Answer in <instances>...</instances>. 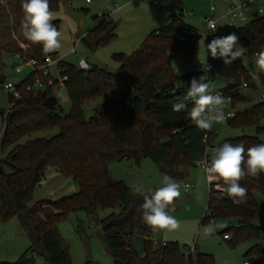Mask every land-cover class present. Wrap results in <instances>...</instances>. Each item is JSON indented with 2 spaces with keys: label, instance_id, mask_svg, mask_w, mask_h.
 <instances>
[{
  "label": "trees",
  "instance_id": "trees-1",
  "mask_svg": "<svg viewBox=\"0 0 264 264\" xmlns=\"http://www.w3.org/2000/svg\"><path fill=\"white\" fill-rule=\"evenodd\" d=\"M13 1L14 27L19 32L21 43L7 41L0 32V54H19L22 61L35 59L43 61L45 53L41 46L32 45L21 33L23 11L21 0ZM62 0H50L52 11L57 10ZM4 7L0 0V23ZM184 22L183 14L172 11L169 22L152 30L140 46L131 54L115 53L119 63L118 71L112 72L97 65L84 70L62 60L60 76L70 109L64 113L52 84L45 80L43 88L34 85L35 72L29 73L15 84L19 96L8 92L9 108L1 112L4 130L1 150H7L0 159V220L6 221L18 216L31 238V245L13 262L0 264H34L37 254L43 255L46 264H73L62 245L57 225L71 212L85 211L101 226L103 240L114 259V264H218L210 253L194 251L185 254L178 241L163 242L154 239V233L143 221L139 211L143 196L134 193L133 188L121 180H115L109 164L124 158L132 159L141 165L143 159L151 158L158 169L172 179H183L189 168L196 166L207 153L208 147H215L217 131H202L188 117L192 107L174 112L171 102L176 96H183L192 77L208 72L219 75L224 86L221 89L232 93V106L249 100L239 88L241 78L249 81V87L257 88V83L249 78L248 69L254 70L264 87V72L258 70L255 55L264 48V14L255 13L251 20L234 28L239 41L246 49L244 55L230 65L220 58L207 54V64L211 70L177 73L171 66L169 52L182 51L191 60L197 50L198 40L181 42L172 32ZM60 29V20L53 22ZM116 23L109 16L100 15L95 26L81 41L89 49L105 44L116 37ZM205 42V46L214 38ZM55 55V52L50 53ZM246 63V64H245ZM247 65V66H246ZM233 79V83H227ZM5 82V81H4ZM31 85V89L26 87ZM103 98L93 115L85 117L84 104ZM264 118V99L249 108L235 109L228 117L230 126L246 127L255 124L258 133H264L259 122ZM57 127L59 132L50 138H29L25 136L46 128ZM264 135V134H263ZM243 143L245 148L264 143V139L254 135L225 138L217 144ZM49 166L61 174L70 176L78 185V191L57 200L41 199L32 207L35 188L42 182ZM8 169V170H6ZM247 189L246 201L235 204L224 196H213L209 200L203 221L216 217L235 218L237 225L223 232L225 240L234 247L242 242L258 240L264 226H257L259 203L255 191L264 193V173L258 177H245L240 181ZM157 187L151 189L154 191ZM148 192V191H146ZM50 206L52 211L42 215L43 208ZM99 208H118L103 219L97 218ZM177 208V200L174 202ZM231 233V237L230 234ZM136 239L140 247L136 246ZM191 249V247L189 248ZM250 264H264V244L255 242L244 254ZM85 264H96L86 260Z\"/></svg>",
  "mask_w": 264,
  "mask_h": 264
},
{
  "label": "rangeland",
  "instance_id": "rangeland-1",
  "mask_svg": "<svg viewBox=\"0 0 264 264\" xmlns=\"http://www.w3.org/2000/svg\"><path fill=\"white\" fill-rule=\"evenodd\" d=\"M155 0H62L57 10H54V20H60L61 47L55 52L56 56H61L66 62L79 66V58H85L90 65L117 72L119 63L114 60L115 53L131 54L135 51L148 34L169 22V15L172 11L183 14V20L200 30L204 29L203 18L211 14V7L214 6L216 12L221 14L230 4L244 3L248 0H165V4H155ZM158 1V0H156ZM13 1L2 0L4 7L0 23V32L7 41H17L20 44L22 39L19 32L14 27ZM264 5V0H257L252 5L253 10ZM105 14L116 23V37L109 42L97 46L94 50L89 49L81 41L88 32L95 26L100 16L93 19L94 15ZM248 15L246 24L251 20ZM234 32V27L228 21L221 19L217 23V33L219 36H226ZM22 46L26 48V45ZM75 46V47H74ZM242 46L239 41V45ZM75 52H72V49ZM169 60L173 69L179 74L206 70L207 54L205 42L198 41L197 50L191 60L186 58L182 51L172 50L169 52ZM17 66L22 67L21 72H17ZM50 72L54 77L58 76L56 66H51ZM32 68L23 64V61L11 52L0 54V75L5 77V83L17 84L24 79ZM213 78L210 87L213 91L224 86L223 79L215 72H208ZM256 81V77H254ZM54 94L59 99L64 109V113L70 109V101L67 98L65 88L58 84L53 88ZM245 96L249 98L246 102H238L233 105L234 109L242 110L251 107L252 104L262 101L264 88L257 83V88L250 87L242 89ZM66 98V99H65ZM103 98L89 101L84 104L85 117L89 118L94 113V109L99 107ZM9 108L8 91L0 84V159L3 158L7 150H1V138L4 130V120L1 112ZM264 127V118L259 122ZM213 130L217 131L214 141L215 147H208L207 153L211 158L213 150L217 144L225 138H232L242 135H257L264 139L263 133L257 132L255 124L246 127H234L227 123L212 124ZM57 127L46 128L32 132L25 136L23 141L29 138H50L57 134ZM8 170V169H6ZM111 176L115 180H121L134 188L139 186L143 192L154 187L162 186L164 174L158 169L151 158L143 159L141 165H136L132 159L124 158L112 161L109 164ZM180 185L181 196L177 199V208L170 214L180 223V228L174 233H170L168 239H164V233L156 231L155 240L178 241L184 253H190V247L196 251L210 253L214 256L218 264H244L245 252L255 243L264 244V230L260 239L242 242L234 247L223 237V232L228 228L237 225L235 218L216 217L203 221L209 200V184L206 180L204 168L200 165L189 168L186 177L183 179H173ZM193 186L190 190H185V184ZM78 191V185L70 176L61 174L55 167L49 166L45 172L42 182L35 188L32 199L28 202V207H32L41 199L57 200L63 196L71 195ZM259 203V218L257 226H264V193L254 192ZM219 196V193L216 195ZM118 208H99L97 218L103 219L111 212H117ZM52 211L50 206L43 208L42 215ZM26 218L12 216L6 221L0 220V262H13L31 245L30 235L25 230L22 223ZM211 226L213 232L207 234V228ZM58 233L63 247L70 255L73 264H85L91 259L96 264H114V259L107 244L103 240V233L99 223L88 216L83 211L71 212L57 225ZM230 237H231V233ZM136 246L140 247V242L136 239ZM34 264H46L45 258L41 254L35 256Z\"/></svg>",
  "mask_w": 264,
  "mask_h": 264
},
{
  "label": "clouds",
  "instance_id": "clouds-1",
  "mask_svg": "<svg viewBox=\"0 0 264 264\" xmlns=\"http://www.w3.org/2000/svg\"><path fill=\"white\" fill-rule=\"evenodd\" d=\"M21 8V33L24 39L32 45L41 46L45 54L60 49L61 32L53 23L55 17L50 0H21ZM261 11L264 12V9ZM208 29L212 33L216 32V22L209 20ZM201 37L204 40L207 35L201 33ZM238 45L239 36L232 32L226 36L214 37L205 49L212 58H220L225 65H230L246 51L243 46ZM256 56V66L259 71L264 72V48ZM210 84L206 74L192 77L187 92L183 96H176L171 102L172 110L181 112L187 108L186 101H191L188 117L202 131H210L213 122L226 123L228 119L223 109L230 98L219 91L214 92ZM201 164L209 185L216 182L217 189L233 203L242 204L246 201L247 189L241 186L240 181L245 177H258L264 173V143L245 148L243 143L225 142L213 150L210 160L201 161ZM133 192L143 196L139 211L144 223L152 231L163 232L164 239L167 240L170 233L179 230V221L170 213L175 211L174 202L181 196V192L180 185L172 177L164 175L162 186L154 191L143 192L139 186H135ZM212 232L213 228L209 226L207 234Z\"/></svg>",
  "mask_w": 264,
  "mask_h": 264
},
{
  "label": "built area",
  "instance_id": "built-area-1",
  "mask_svg": "<svg viewBox=\"0 0 264 264\" xmlns=\"http://www.w3.org/2000/svg\"><path fill=\"white\" fill-rule=\"evenodd\" d=\"M89 1V0H87ZM255 1L257 0H248L247 2L244 3H235V4H230L223 13L219 14L216 12V9L214 6H212L211 9V14L209 16H206L203 18V25H204V29L200 30L197 27L187 23V22H182L178 25V27L172 32V36L173 38L181 41V42H186V41H194V40H203V37H201V33H204L205 35H207V37L203 40L204 42H207L208 38L212 37L213 35H218L217 31L212 33L209 29H208V21L212 20L216 22V27H217V23L218 21H220L221 19H225L228 21L229 25L233 26L234 28L243 25V23L247 20L248 15L253 16L255 13L257 14H264V12L261 11V9H264V5L263 6H259L256 9L253 10L252 5L255 3ZM155 4H165V0H158V1H154ZM100 16V15H99ZM252 18V17H251ZM75 47V46H74ZM72 52H75V49L73 48L71 50ZM17 57L20 58L19 54H16ZM255 57L257 58V56L255 55ZM62 57L61 56H56V55H51V54H45L43 61L41 63H39L37 60L35 59H28L26 61H23V64L27 67H31L32 68V72H35V76H34V85L36 88H43L45 86V82L44 80L48 83V84H52L53 79L57 78L58 79V84L62 85V82L67 78L65 75L64 76H60V64L62 62ZM246 64V63H245ZM51 66H56L57 67V71H58V76L54 77L51 72H50V67ZM247 66V65H246ZM79 67L81 69L87 70L90 67V64L88 63V61L85 58L80 57L79 58ZM212 66L211 65H207L206 66V70H211ZM17 72H21L22 71V67L17 66L16 68ZM248 76L250 79L254 80V77H256V83H258L260 85V80L259 77L257 75V73L252 70V69H248ZM234 80L233 79H228L227 83H233ZM244 84H246L247 86L245 87ZM249 87V81L247 79H245L244 77L241 78V81L239 83V88L240 89H244ZM3 88L6 89L8 92L12 93L14 96H19V91L16 89L15 84H13L12 82H8L5 83L3 85ZM264 88V87H263ZM27 90L31 89V85H28L26 87ZM215 91H219L220 93L223 94V96L225 97H229L230 101L225 105L224 107V112L227 115V117L233 116L235 109L232 106V93L229 90H224L221 88H218ZM214 91V92H215ZM262 98H264V93H262ZM264 134V133H263ZM210 160V157L208 154H205L199 161H198V165H200L201 167H203V165L201 164V161L204 160ZM221 185L223 187H226V185H223L221 182ZM193 186H191L190 184H185V190L188 191L192 188ZM209 192L212 193L213 196H216L218 193L221 196H224V194L217 189L216 187V182H213L211 185H209ZM224 237H228V235H225ZM191 252L194 251V247H191ZM244 264H250V262L248 260L244 261Z\"/></svg>",
  "mask_w": 264,
  "mask_h": 264
},
{
  "label": "water",
  "instance_id": "water-1",
  "mask_svg": "<svg viewBox=\"0 0 264 264\" xmlns=\"http://www.w3.org/2000/svg\"><path fill=\"white\" fill-rule=\"evenodd\" d=\"M98 16H99V15H97V14L94 15V16H93V19H94V20L97 19ZM4 81H5V77H4L3 74H1V75H0V84H3V85H4Z\"/></svg>",
  "mask_w": 264,
  "mask_h": 264
},
{
  "label": "crops",
  "instance_id": "crops-1",
  "mask_svg": "<svg viewBox=\"0 0 264 264\" xmlns=\"http://www.w3.org/2000/svg\"><path fill=\"white\" fill-rule=\"evenodd\" d=\"M68 98V97H67ZM66 99V98H65ZM163 242H165V241H163Z\"/></svg>",
  "mask_w": 264,
  "mask_h": 264
}]
</instances>
